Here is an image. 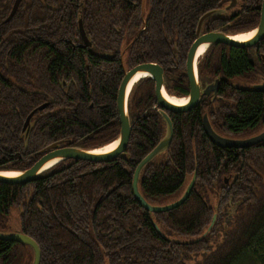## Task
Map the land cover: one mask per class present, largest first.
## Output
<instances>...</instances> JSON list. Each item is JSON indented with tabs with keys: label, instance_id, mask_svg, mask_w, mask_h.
Wrapping results in <instances>:
<instances>
[{
	"label": "trees",
	"instance_id": "1",
	"mask_svg": "<svg viewBox=\"0 0 264 264\" xmlns=\"http://www.w3.org/2000/svg\"><path fill=\"white\" fill-rule=\"evenodd\" d=\"M14 1L0 0V171L31 167L54 142L93 149L114 141L116 93L133 65H162L167 92L187 96L185 58L199 19L223 10L202 31L242 34L258 25L261 3L237 0L227 9L229 0H22L7 19ZM79 17L91 47L81 46ZM262 54L264 37L251 47L209 46L197 64L198 80L220 77V98L168 113L173 139L142 169L139 190L147 202L165 204L196 173L183 204L152 213L133 194L137 164L166 132L154 82L144 77L127 101L129 160H62L32 182L0 183V231H10L6 219L17 208L15 231L36 241L40 264H264V142L221 148L202 125L207 114L224 136L264 129V93L252 89L264 80ZM44 102L25 136L27 115ZM32 261L30 247L0 240V264Z\"/></svg>",
	"mask_w": 264,
	"mask_h": 264
},
{
	"label": "water",
	"instance_id": "2",
	"mask_svg": "<svg viewBox=\"0 0 264 264\" xmlns=\"http://www.w3.org/2000/svg\"><path fill=\"white\" fill-rule=\"evenodd\" d=\"M21 0H15L12 10L8 16V19H10L14 12L16 11L19 3ZM237 3V0H229V4L226 6L227 9L233 8ZM223 10H213L210 12L205 13L198 21L197 27H196V38L190 45L187 55H186V62H185V70H186V76L189 83L190 91L189 94L186 97H183L185 99V102L183 104H175L168 100L163 95L164 90V79H163V69L156 63L153 62H145L138 64L131 69L127 70L120 82V85L118 87L117 91V98H116V105H117V112L120 122V130L118 137L114 140L117 141L116 145L113 149L109 151H103V152H93L95 150H100L104 146L114 142L111 141L110 143L93 149H83L76 146H67V147H60L58 143H54L46 147L42 153L43 155L36 160V162L29 168L22 170V171H15L17 174L15 175H6L5 172H12L13 170H2L0 171V183H6V184H26L29 182H32L36 180L42 172L45 170H42L43 166L52 161L56 160L55 163H58L61 160H67V159H77V160H88L93 162H106L110 160L113 157H116L118 155H121L123 158H127L128 155L125 152L126 146L129 141L130 133H131V124H130V118L128 115V108H127V101L128 96L131 91V88L133 86H130L133 78L138 73H144L143 77H150L155 82V97L157 100V105L163 108L165 111H171L174 113L179 112H185L190 111L194 107H196L201 99L205 95H209L211 92L216 93L218 85H219V79H215V81L211 84H208L205 86V88L202 87L198 80V72H197V64L205 50L214 44H226L231 46H237V47H251L256 45L263 37H264V0L261 1L260 5V21L258 25L247 32L253 31V34L251 37H249L246 40H236L233 38L234 35L240 34H226L222 31H208L203 32L202 31V25L203 23L211 16L213 15H219ZM79 30L80 33L85 41V34L83 31V28L81 26V23L79 24ZM242 32V33H247ZM204 45L205 50L204 52L198 56L197 50L198 48ZM264 60V55H263ZM138 81V80H137ZM136 81V82H137ZM135 82V83H136ZM252 89L255 91L263 92L264 93V80H262L259 83H256L252 86ZM165 91V90H164ZM176 98V97H175ZM43 108L41 106L39 109ZM162 110V116L166 121V132L162 139L159 141V143L151 150L137 165L133 180H132V189L133 194L137 202L147 211L149 212H166L169 210H172L181 204H183L187 198L189 197L190 193L192 192V189L195 184L196 179V173L193 174L191 180L185 185L182 192L178 195L177 198H175L173 201H170L165 204H151L146 201V199L143 197L139 190V178L142 169L151 162L155 157L159 156L161 153L165 152L167 147L170 145L172 134H173V128L172 123L166 112ZM35 111H33L26 119L24 123L23 130L25 131V136L29 132L30 128V118L32 114ZM202 125L204 132L206 136L209 138V140L216 146L221 148H247L256 144H260L264 142V129H262L260 132L247 136V137H229L224 136L219 133H217L214 128L212 127L207 115L205 114L203 116ZM215 221V216H213L212 222L208 229H210L211 225ZM0 240L5 241H13L18 242L23 245H26L31 248L33 252V261L32 264H39L40 263V249L38 244L28 235L20 232V231H12V232H3L0 231Z\"/></svg>",
	"mask_w": 264,
	"mask_h": 264
},
{
	"label": "flooded vegetation",
	"instance_id": "3",
	"mask_svg": "<svg viewBox=\"0 0 264 264\" xmlns=\"http://www.w3.org/2000/svg\"><path fill=\"white\" fill-rule=\"evenodd\" d=\"M22 1V0H21ZM20 1V2H21ZM262 1V0H261ZM15 2V1H14ZM14 2H13V4H14ZM20 4V3H19ZM260 5H261V3H260ZM19 6V5H18ZM259 8H260V6H259ZM17 9H18V7H17ZM16 9V10H17ZM12 10V9H11ZM148 11H149V8H148V6H144V8H143V10H142V16H146V14L148 13ZM16 12V11H15ZM15 12H14V14H15ZM10 14V13H9ZM13 14V15H14ZM9 16V15H8ZM7 19H8V17H7ZM81 23V26H82V28H83V31H84V34H85V38H86V40L87 41H85L84 39H83V37H82V35H81V33H80V30H79V24ZM77 29H78V34H79V36H80V39H81V41H82V44H81V46H83V47H91V41L89 40V38H88V35H87V33H86V30H85V27H84V24H83V21H82V19L79 17L78 19H77ZM142 29H144V27L142 28ZM208 32V31H207ZM255 46V45H254ZM263 55L264 54H262V56H261V58L263 57ZM99 57H101V58H106V59H108L107 57H105V56H103V55H101V54H99ZM185 62H186V58H185ZM262 65H263V67H264V60H263V58H262ZM142 63H145V62H142ZM153 63H155V62H153ZM138 64H141V63H138ZM138 64H136V65H138ZM156 64H158V63H156ZM136 65H133V66H131L129 69H131L132 67H134V66H136ZM162 69H163V79H164V73H165V71H167V70H165V68L162 66V65H160V64H158ZM128 69V70H129ZM141 75H144V74H141ZM187 77V76H186ZM140 78V77H139ZM144 78V77H143ZM150 78V77H149ZM215 79H219L220 81H219V85H218V88H217V91H216V93L214 94V93H210L209 95H205L202 99H204V98H206V99H210L211 98V100H213L215 97H219V96H217L218 95V91H219V87H220V84H221V78L220 77H216V78H214V80H211V81H209L208 83H206V84H201L202 85V87L203 88H205V86H207L208 84H211V83H213L214 81H215ZM151 80H153L152 78H151ZM153 82H154V80H153ZM66 81H62L61 82V86H62V88H65L66 87ZM120 85V84H119ZM188 87H189V83H188ZM154 90H155V82H154ZM164 90H165V92H166V94L168 95L169 93L167 92V90H166V88H165V86H164ZM118 91V90H117ZM189 91H190V87H189ZM189 94V93H188ZM170 96H174V97H176V99H178V98H183V97H186V96H176V95H171V94H169ZM116 98H117V93H116ZM220 98V97H219ZM201 99V100H202ZM178 100H183V99H178ZM155 101H156V105H155V109L159 112V114L162 116V110H164L163 108H161L160 106H158L157 105V100H156V97H155ZM176 104H180V103H176ZM92 105L93 104H90L89 105V107H92ZM41 106H43V108H41V109H39ZM46 106H47V103L46 102H44V103H42V104H40V105H38L36 108H34L28 115H27V117L33 112V111H35L33 114H32V116H31V118H30V125H31V119H32V117H33V115L37 112V111H41V110H43L44 108H46ZM116 108H117V105H116ZM192 110V109H191ZM165 111V110H164ZM166 112V114L168 115V113L169 112H171V111H165ZM171 113H174V112H171ZM180 113V112H179ZM117 114H118V112H117ZM205 115V114H204ZM207 115V114H206ZM27 117H26V119H27ZM169 117V116H168ZM208 117V116H207ZM26 119H25V121H26ZM203 120V119H202ZM25 121H24V123H25ZM118 121H119V117H118ZM172 123V122H171ZM119 124H120V122H119ZM23 127H24V124H23ZM23 127H22V132H24V134H25V131L23 130ZM172 128H173V126H172ZM131 134V133H130ZM172 139H173V134H172ZM172 139H171V141H172ZM54 143H56V142H54ZM54 143H52V144H54ZM170 144H171V142H170ZM49 145H51V144H49ZM49 145H47L46 147H48ZM59 146H60V144H59ZM67 146H71V145H63V146H60V147H67ZM45 147V148H46ZM74 147V146H73ZM45 148H43V149H41L40 151H39V157L38 158H40L42 155H43V153H42V151L45 149ZM242 149V148H241ZM126 150V149H125ZM153 150V149H152ZM128 155V154H127ZM123 159H125V160H129V155H128V157L127 158H123ZM162 159V156H160L158 159H157V161H160ZM62 161V160H61ZM61 161H59L60 163H61ZM65 161H69V162H71V161H88V160H77V159H67V160H65ZM59 162L58 163H55L54 165H52L51 167H49V169L47 168V169H45V171H47V170H50L51 168H53V166H57L58 164H59ZM91 162H93V161H91ZM98 163V162H97ZM139 164V163H138ZM137 164V165H138ZM137 167V166H136ZM136 169V168H135ZM44 171V172H45ZM134 172H135V170H134ZM226 183H227V180H224ZM12 211H14L15 213H14V220H11V218H10V214H11V212ZM157 213V212H156ZM18 216H19V210L17 209V208H12L11 210H10V213H9V215H8V217H7V219H6V227H7V229L8 230H10V231H6V232H12V231H15V228L14 227H17V223H18ZM213 216H215V218H216V215H213ZM213 216H212V219H213ZM12 228H14V229H12ZM27 235V234H26ZM30 237V236H29ZM34 240V239H33ZM35 241V240H34ZM36 242V241H35ZM39 246V245H38ZM40 249V248H39ZM40 253H41V251H40ZM40 261H41V257H40ZM40 264V263H39Z\"/></svg>",
	"mask_w": 264,
	"mask_h": 264
},
{
	"label": "bare ground",
	"instance_id": "4",
	"mask_svg": "<svg viewBox=\"0 0 264 264\" xmlns=\"http://www.w3.org/2000/svg\"><path fill=\"white\" fill-rule=\"evenodd\" d=\"M252 34H253V31H251V32H247V33L238 34V35H234L233 38L236 39V40H246V39H248L249 37H251ZM205 47H206V46L201 45V46L198 48V50H197V55H198V56H200V55L204 52ZM141 74H144V73H138V74L135 75V77L133 78V80H132L130 86H132L133 83H135L137 80H139L140 78H142V77L144 76V75H141ZM139 77H140V78H139ZM162 92H163V95H164L168 100H170L171 102H173V103H175V104H176V103L183 104V103L185 102V99H184V98H178V99H183V100H178V99H176L175 97L170 96L169 94L167 95L166 92H165L164 90H163ZM116 142H117V141H114V142H112V143H110V144L104 146L102 149H100V150H95V151H93V152L98 153V152H103V151H105V152H106V151H109V150H111V149H113V148L115 147ZM55 162H56V160H52V161L46 163V164L43 166L42 170H45V169L51 167L52 165L55 164ZM4 174H6V175H15V174H17V172H15V171H12V172H5Z\"/></svg>",
	"mask_w": 264,
	"mask_h": 264
},
{
	"label": "rangeland",
	"instance_id": "5",
	"mask_svg": "<svg viewBox=\"0 0 264 264\" xmlns=\"http://www.w3.org/2000/svg\"><path fill=\"white\" fill-rule=\"evenodd\" d=\"M14 211H12L11 212V214H10V218H11V220H14ZM14 228H16V227H14ZM14 228H12V229H14ZM243 264H247V263H243Z\"/></svg>",
	"mask_w": 264,
	"mask_h": 264
}]
</instances>
